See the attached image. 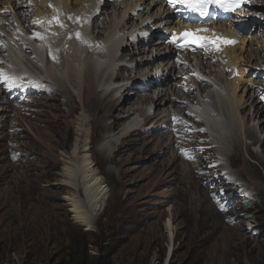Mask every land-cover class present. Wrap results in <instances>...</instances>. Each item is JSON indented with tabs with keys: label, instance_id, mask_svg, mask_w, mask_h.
<instances>
[{
	"label": "rangeland",
	"instance_id": "obj_1",
	"mask_svg": "<svg viewBox=\"0 0 264 264\" xmlns=\"http://www.w3.org/2000/svg\"><path fill=\"white\" fill-rule=\"evenodd\" d=\"M72 1L74 9L81 7ZM106 10L104 16L89 28L105 26L97 29L104 32L115 28L110 23H102L115 15L114 5ZM259 16L262 20H257L264 24V10ZM32 24L33 21L27 23L33 29ZM251 29L252 34L246 35L250 37L249 43L241 55L245 59L253 54L259 63L256 65L253 61L248 68L241 66L247 76L238 94L246 91V124L247 117L252 116L251 95L264 103V87L261 94L255 91L260 89L261 83L264 86V36L256 27ZM237 49V52L241 51ZM84 50L89 54L84 56V64L89 66L92 52ZM135 50L121 48L119 54L123 53L128 60ZM29 53L27 49L24 52L27 66L31 61ZM171 61L170 58L168 62ZM142 67L136 77V71L127 69L123 63L110 71L116 74L119 68H124V73H132L131 81L138 82L141 89L145 83L140 78L150 71L148 64ZM29 69L33 78L42 75L35 63ZM252 71L257 73L250 74ZM80 82L75 87L67 83L64 90L52 93L45 89L47 87L38 88L27 97L12 99V107L6 104V108L13 112H7L9 118L0 121V264H94L93 257L99 256L102 249L115 252L103 264H165L170 249L169 264H264V133L258 134L263 142L255 146L250 145L253 140L247 138V134H238L237 139L242 143L241 154L247 163L236 164L232 169L234 174L223 177L225 172L217 168L218 162H223L226 168L229 162L228 158L227 162L222 161V148L216 145V158L207 137L201 135L207 133L200 128L193 129L190 137L182 139V150L174 148L166 155L176 151L180 162L183 155L192 166L183 164L184 170L191 171L193 178L182 177L170 158H158L162 151L154 142L148 143L145 150L141 145L145 141L140 138L142 134L159 135L169 132V127L159 128L161 124L154 126L153 122L144 125V117L150 114L147 109L127 120L123 117L127 114L126 102L111 112L114 116L103 117L100 113L96 124H110L113 120L122 124L136 120L141 126L131 136L122 132L124 125L117 126L119 128L114 131L111 128L110 133L101 127L93 131L90 126L85 128L89 129L86 137L92 146L85 155L91 157L94 170L104 178L106 196L90 228L76 223L72 207L65 200L74 189L62 190L60 186L64 181L62 173L67 157L73 152L76 140L85 137L82 132L76 133L79 121L81 118L92 119L90 113L83 111L87 90L84 92ZM253 85H256L253 94L247 92V88ZM139 92L140 95L150 94L148 88ZM262 121L252 120L248 127L257 129ZM69 129L71 133L65 146ZM231 131L236 132L234 127ZM121 145L124 151L115 152ZM227 150L234 151L232 143ZM159 160L166 166L163 167ZM242 166L245 173H242ZM214 173L220 175L209 178ZM195 174L205 177L197 179ZM220 177L224 180H219Z\"/></svg>",
	"mask_w": 264,
	"mask_h": 264
},
{
	"label": "bare ground",
	"instance_id": "obj_2",
	"mask_svg": "<svg viewBox=\"0 0 264 264\" xmlns=\"http://www.w3.org/2000/svg\"><path fill=\"white\" fill-rule=\"evenodd\" d=\"M143 1L126 0L115 5V15L108 16L110 17L108 22L105 20L102 22L107 25L110 23L115 28L110 29V33L105 39L97 41L98 47L91 48V64L86 66V63L84 64V56L89 54L84 50V46L94 43L91 38L93 31L89 29V26L94 25L95 19L104 16L103 11L110 6V0H75V5L77 3L81 6L76 9L71 6L74 3L72 0H32L37 6L34 19L29 18V21H33L36 24L33 29L30 26L27 27L21 18L16 20L15 16H11L6 10V0H0V42H4L9 50V55L5 58L2 57L5 63H0V72L6 69L8 73L15 77L22 78L24 81L29 80V83L34 84L37 88L40 86L39 89L47 87L45 89L51 93L56 90H64L63 87L67 83H69L70 87L71 85L75 87L79 81H81V84L83 83L84 92L87 90L82 107L85 113L91 114L92 119L89 118L86 121L81 118L79 121L76 133L82 132L85 137L83 135L84 138L76 140L73 152L67 157L68 161H66L62 173L64 181L61 182L60 186L62 190L74 189V193L66 196L65 200L72 207L71 212L75 222L85 225L87 228L93 225L104 205L106 182L94 170L95 165L91 157L89 158L85 155L92 150L91 140L88 141V137H86V132L88 133L89 129L86 130L85 128L90 126V131H93L101 127L104 132L110 133L112 132L110 131L111 128L114 131V129L124 125L122 132L124 135L131 136L132 132L138 131L141 126L136 120L122 124L114 120L110 124H102L101 122L96 124V118L100 113H102L103 117L114 116V113L111 112L126 102L128 107L125 112L127 114L123 117L130 120L129 118L147 109L150 114L144 117V125L149 122H153L154 126L160 123L159 128L168 126L170 129L169 132H162L159 135L145 131L146 133L140 137L141 140L145 139L143 144H141L144 150L148 143L154 142L156 148L162 151V155L158 156V158L166 156L171 149L178 148L182 150L184 145L182 139L191 136V131L195 129L194 125L205 129L206 133L210 132L216 140L215 143L209 136L201 133L203 137H207L214 156L218 157L216 148V145H218L222 148V161L227 162L228 158L229 166L227 168L221 161L217 165L218 169L221 168L225 172L222 175L223 177L234 174L232 169L236 164L246 165L247 163L241 154L242 143L237 139L238 134H247V138L253 140L250 145L254 144L255 146L259 142L264 141L258 137V134L264 133L263 101L257 99L255 95L250 97L252 120H263L259 125L257 124V129L251 128L248 127L250 122H252L250 120L251 117H247V124L245 122L246 119L244 120L245 109H247L246 100H244L246 91L238 94L240 87L244 86L243 81L246 75V71L241 66L244 65L243 67L248 68L253 61H256V65L259 63L256 57L254 59L253 54H250L249 58L243 59L241 54L245 48L246 40L240 38L241 43L235 47L228 48L220 56L217 63L207 61L201 55L186 56L184 60L190 63L189 68L185 69V64L178 63L175 65V51L163 41L158 40L148 44L141 37L142 34H148L153 31V26L156 28L162 26L164 19L158 20V15L170 14L165 2L160 4V8L156 12H150L149 4L139 3ZM124 3L125 6H121ZM13 6L17 14H21L24 11L23 4L20 2L14 1ZM232 17L218 18L216 20V28L231 25L230 19ZM106 18L107 16L104 19ZM15 20V31L8 33V27L13 28V21ZM167 21L168 18L166 19L164 30L168 29ZM5 22H8L6 26ZM258 24L262 23L259 22ZM33 30L37 31L34 36H32ZM223 32L229 36L235 33L231 28L223 29ZM2 33H5V35L2 36ZM100 34L102 32L97 34L98 38H102V36L99 37ZM20 40L23 45L26 44L25 50L30 48V53L28 54L31 59L30 66L35 63L40 69V73H42L41 76L34 78L30 76L23 77L28 75L27 72H22L24 66L26 71L31 70L29 69L30 66H27L24 62L25 55L20 50L21 48L24 49V46L20 48ZM144 45L150 46L141 47ZM151 47H153L152 50H150ZM121 48H135L136 50L127 60L123 53L119 54ZM146 49L148 50L146 51ZM1 52L0 50V54ZM148 52H151L150 55H148ZM169 58L172 59L171 62H168ZM192 60H195L196 63L191 62ZM120 63H123L127 69L136 71L135 77L143 70L142 65L148 64L147 68L150 67V71L140 78L145 83L141 89L138 87V82L131 81L132 73L127 75L124 73V68H119L116 74L110 71ZM226 69H228L227 72ZM70 73H73V76ZM256 73L255 71L250 72V74ZM160 74H162L161 77ZM196 74L208 79L210 83L203 81ZM1 76L2 73H0V82ZM174 79L175 82L173 83L172 80ZM156 86L158 88H154ZM187 86H196V89L190 91L185 89ZM263 87V83H261L260 89H256V85H253L252 88H247V92L252 91L251 93L253 94V90L256 89L255 91L261 94ZM147 88L150 94H139V91ZM0 90H2L0 92L1 121L4 117L9 118L7 112H13L6 108V104L11 107L13 104L11 95L7 93L3 85H0ZM131 99L133 101H130ZM26 107L21 110L20 114ZM74 110H76V105ZM10 120L12 121V117ZM66 125L68 124L66 123ZM232 127H234L236 132L231 131ZM230 131L232 134L231 138L229 136ZM70 133L71 129L68 130L67 140L64 142L65 146L68 144ZM102 139H107V137ZM167 139H170L168 140V146L166 145ZM230 143L233 144V152L227 150V146ZM122 148L123 146L121 145L115 152H123L124 149ZM108 149L105 151L108 152ZM247 149L248 146L246 145ZM181 156L183 157L182 162L179 161L180 156L176 151L165 158H170L178 166V172L182 177L193 178L191 171L184 170L183 164H187L191 168L192 166L186 162L183 155ZM159 162L161 164L163 161L159 160ZM161 165L163 167L166 166L164 163ZM242 170V173L246 172L243 166ZM219 175L220 173H214L209 175L211 176L209 178L218 177ZM195 176L197 179L205 177L203 174L199 176L195 174ZM223 177L218 179L223 181ZM231 189L233 190V188ZM170 235L172 236V233Z\"/></svg>",
	"mask_w": 264,
	"mask_h": 264
},
{
	"label": "trees",
	"instance_id": "obj_3",
	"mask_svg": "<svg viewBox=\"0 0 264 264\" xmlns=\"http://www.w3.org/2000/svg\"><path fill=\"white\" fill-rule=\"evenodd\" d=\"M85 249L86 252H88V245L85 244ZM114 250H108L107 252H105L103 249L101 250V253L99 254V256L93 257V262L94 264H103L104 261L110 256V254H113ZM115 253V252H114Z\"/></svg>",
	"mask_w": 264,
	"mask_h": 264
},
{
	"label": "water",
	"instance_id": "obj_4",
	"mask_svg": "<svg viewBox=\"0 0 264 264\" xmlns=\"http://www.w3.org/2000/svg\"><path fill=\"white\" fill-rule=\"evenodd\" d=\"M171 252H172V251H171V249H170V251L168 252L167 258H166V260H165V264H169V262H170V258H171V255H172Z\"/></svg>",
	"mask_w": 264,
	"mask_h": 264
},
{
	"label": "snow or ice",
	"instance_id": "obj_5",
	"mask_svg": "<svg viewBox=\"0 0 264 264\" xmlns=\"http://www.w3.org/2000/svg\"><path fill=\"white\" fill-rule=\"evenodd\" d=\"M193 7H195V5H193ZM78 36H79V34H77ZM205 39H207V38H205ZM229 43H231V41H229Z\"/></svg>",
	"mask_w": 264,
	"mask_h": 264
}]
</instances>
